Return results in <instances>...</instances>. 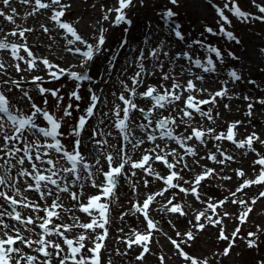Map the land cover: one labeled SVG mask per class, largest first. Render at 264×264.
<instances>
[{
  "label": "snow or ice",
  "instance_id": "1",
  "mask_svg": "<svg viewBox=\"0 0 264 264\" xmlns=\"http://www.w3.org/2000/svg\"><path fill=\"white\" fill-rule=\"evenodd\" d=\"M206 2L212 4L219 17L218 31L205 25L203 32L187 43V48L198 45L209 54V58H193L188 51L170 55V50L163 40L149 47L154 33L152 21H147L145 35L141 41L143 47L139 48L134 61L131 56H126L124 61L127 66L134 63L136 70L127 77L128 82L119 81L122 91L119 95L116 92L111 93L114 97L111 101L112 108L103 112L100 105L109 103L104 85H107L113 76L112 70L121 52H137L136 46L130 40L133 20L129 12L137 6L144 7L145 0H117L118 6H101L104 14L98 23L109 22L112 28L124 26L120 42L112 49L107 47V34H110L108 28L101 26L93 37L85 39L72 23L62 19L66 10L71 7L70 4L62 3V0H18L20 5L32 6L28 16H35L41 10L50 12L49 20L63 30L65 50L80 58L79 64H73L71 67L81 71H72L60 67L46 57L35 56L28 46L26 36V33L34 31L32 28L16 25V28L5 34L4 39H0V51L9 52L15 61H23L25 67H21L20 63L12 65L17 73L47 70L46 75L49 78L45 81L44 76L34 75L27 81L35 86V91L42 98L40 104L35 102L29 90L21 88V84L25 82L24 77L20 80L9 77L0 81V264H102L101 250L106 247L104 242L108 238V226L111 223L110 205L118 200L117 189L121 178L132 185V191L135 193L139 180L133 182L132 178L137 176L141 179L143 176L151 177V180L143 179L144 188H148L152 181H162L164 185L161 190L148 194L142 202L133 205L135 213H140L146 221V230L143 233L132 230L131 237L122 242L127 249H132L134 245L141 249L135 257L137 261H143L145 255L151 252L149 245L153 243V232L161 231L157 222L150 217L151 206L157 201V197H165V193H170L161 211L166 208L172 214L188 215L181 204L173 202L177 193L170 190H178L184 196L194 197L201 204L207 203V208L194 216L195 232H203L206 226L216 227L217 239L228 242L222 253H213V258L227 257L238 237L245 240L249 249L259 248V234L264 232V228L258 225L255 232H248L247 237H240L241 228L237 226L229 236L225 233L226 225L223 222L230 217L225 208L228 203L244 209L237 216L240 225H243L253 211L252 205L264 198V190H261L258 196L250 198V202L241 198L242 195H247L246 189L264 185V154L254 146L256 143L264 146V139L255 131L237 139L238 129L243 121L226 122L227 126L223 131H218L214 126L221 116L217 108L218 98L220 101L233 99V96L229 95L227 85L231 82L235 86L237 82L244 81L243 72L238 71L236 67L229 68L228 79L222 80L223 86L215 92L197 87L193 78L181 83L180 77L187 73L189 77L194 76L195 80L203 82V75L192 73L193 66L203 73H216L217 64L211 54H214L215 60L221 65L224 64L225 56L221 50L208 46L199 39L204 33L223 36L228 42L241 44L240 38L228 30L232 21L225 15L226 10L245 23L250 20L264 23V15L254 16L243 11L236 0H226L223 7L212 3V0ZM169 3L179 7L178 0H169ZM12 4L13 0H0V18L15 25L17 8L12 7ZM253 5L259 13L264 14V5H255V0ZM156 15L166 34L174 35L180 42H184L186 35H190L183 32L182 25L175 19L178 13L172 8L159 10ZM159 28V24L156 25V29ZM41 29L44 34L50 32L44 25H41ZM0 32H3L2 28ZM8 36L17 37L24 43H10ZM49 39L52 37L49 36ZM21 51L27 54V58L20 54ZM259 54L264 56V47L259 49ZM106 55L105 64L103 60ZM227 58L241 62V57L234 51H227ZM179 60H185L187 64L179 65L180 71L177 73L174 68ZM146 61L149 63L146 64ZM121 71H126V68ZM259 71L264 72V68ZM5 72V64L0 62V74ZM151 77H156L159 83H147L146 78ZM65 78L72 82V86L67 93L62 94L61 89L66 86L63 82ZM54 82H61L60 86H44ZM246 82L259 87L254 79H248ZM3 85L8 87L4 88ZM141 88L144 90L140 91ZM13 89L19 90L20 99L29 105L27 111L8 97L7 93ZM201 93H208V98L198 99L197 96ZM49 97L54 102L50 107ZM235 98L248 101L244 114L249 119L254 115V105L264 106V98L248 95L241 97L239 94H236ZM116 100L120 103H116ZM137 100L148 101L150 107L140 106ZM82 101L85 102L83 107ZM203 105L211 107L205 111L202 109ZM223 107L231 110L228 103H224ZM164 111H168V115H164ZM94 118V122H90ZM205 118L208 126L202 123ZM111 129H115L118 134V144H113L109 139L117 138ZM224 141L230 142L235 149L243 150L242 155L255 154L257 158L253 161V171L256 175L254 178H245L246 173L243 170L234 169L236 178H243L242 182L234 191L229 190L228 197L211 203L201 199L200 190L204 184L217 178L231 181L233 177L221 176L220 171L223 169L208 167L201 161L208 160L214 165H226V162L233 161L234 156L227 148L221 146ZM210 142L212 148H209L205 155H201V151L207 148ZM146 143L151 146L143 147ZM137 150L141 151V155L134 160L132 154ZM85 151L89 155H95L93 163L88 162ZM186 156L193 158L190 163L185 160ZM153 165H158L166 171H157ZM257 165L258 171L255 167ZM195 166H199L202 171L196 173L192 179H185L183 173L194 171ZM136 170H139V173ZM99 177L103 179H98ZM85 182L96 189L94 194L86 198ZM185 184L188 187H184ZM65 198L74 203L66 205ZM188 207H191V204H188ZM217 208L225 210L218 213ZM19 209L27 210L28 214L25 215ZM208 210L215 214V218L207 215ZM76 213L83 214L86 219L82 220ZM127 214H121L120 219L123 220ZM66 217L70 223L65 222ZM202 218L207 221V225L202 222ZM189 223L193 222L190 220ZM76 229L80 231L76 232ZM24 232L34 234L36 238L25 236ZM176 236L180 237L179 241L171 237L168 239L175 254L185 264H209L208 258L200 260L184 250V246L191 247V243L197 239L193 231H176ZM25 249L30 251L26 252ZM117 254L127 255L128 252L117 250ZM159 261L160 264H165V257L160 256ZM258 264H264V260L258 261Z\"/></svg>",
  "mask_w": 264,
  "mask_h": 264
},
{
  "label": "rangeland",
  "instance_id": "2",
  "mask_svg": "<svg viewBox=\"0 0 264 264\" xmlns=\"http://www.w3.org/2000/svg\"><path fill=\"white\" fill-rule=\"evenodd\" d=\"M18 1V0H13ZM47 1V0H46ZM192 0H178L179 7H175L169 3V0H145V6L140 7L137 6L136 8L131 9L129 12L130 18L133 20V29L136 33L135 39L132 43L136 46L137 52H123L122 56L118 58L116 66L113 68V76L110 78V81L107 85H104V90L108 94V101L106 105H100V108L103 112H108L112 108L111 101L114 100V97L111 96L112 92H116L117 95L120 94L122 89H120V80L127 81V77L131 76L134 71L136 70L135 64L133 63L132 66L125 65L124 61L125 59H122L124 54L129 53V56L132 57L133 61L135 60L136 55L138 54V50L140 47H143L141 41L145 35V24L147 21H152V32L154 33L151 36V39L149 41V47L156 45L159 41L163 40L165 42V45L167 46V49L170 50V55L174 54L176 52L181 51H188L190 55L193 56V58H202L207 59L209 58V54L205 52L204 49L200 48L198 45H193L191 49L187 48V43L190 42L192 39L197 38V36L203 32V28L205 25L212 27L213 29L218 31L217 21L219 17L216 14L215 9L212 7V4L207 3L206 0H197V7L191 8L190 5H187L188 3L192 5ZM135 2V0H134ZM226 0H212V3L223 7ZM62 3H67L71 5V9L76 7L77 9L81 7H88V13L85 15L86 22L88 23H95L97 19H102L103 12L101 11V6H105L107 8L108 5L111 4V7L118 6L117 0H111V2H107L106 0H76V3H74V0L72 1H62ZM236 3L240 6V8L245 11L252 13L254 16L264 15L258 12L257 7L253 5V0H236ZM19 3L16 5H12V7L19 8ZM95 5V7H93ZM255 5H264V0H255ZM23 7H27L26 12H21L19 9V17L23 19V17H31L28 16L27 13L30 12V6L29 5H21ZM166 8H172V10L178 15L175 17L178 23L182 25V30L185 34L190 33V35H186V40L184 42H180L177 39H175L174 35L172 34H166L163 30L164 26L161 23L159 17L156 15L157 11L163 10ZM92 13L99 14L97 19H94L93 16H91ZM46 14V21L52 22L49 20L50 12L48 10H44L42 12V15L45 16ZM225 15L229 17V19L232 21L231 27L228 28L229 31H232L237 37L240 38L241 44L236 45L235 42H228L226 39L223 38V36H212L208 33H204V35L199 36V39L205 42L208 46L211 47H217L221 50V52L225 56V62L223 65H221L218 61L215 60L214 54H211V58L214 60V62L217 64V72L216 73H203L201 70L196 69L194 66L192 67L191 71L192 73L203 75L205 77V80L203 82L195 80L194 76L189 77L187 73L185 75L180 77L181 83H183L185 80L189 78H193V82L197 85V87H204L207 88L209 92H215L216 90H219L223 85L221 84L222 80L228 79L227 77V71L231 67H236L238 71H242L244 75V81L237 82L235 86L229 82L227 87L229 88V95L233 96V99L231 100H223L220 101L218 98V109L221 113L220 118L217 119L216 125H214L218 131H223L226 129V122L230 123L233 121H243L244 123L239 127L238 133H237V139H242L246 137L248 134H250L252 131H255L262 139H264V106L256 104L254 105V115L249 119L247 116H245V112L247 111V103L248 101H244L243 99H236L235 95L239 94L241 97L243 95H248L253 98H264V91L261 89H264V72H260V68H264V56H261L259 54V49L264 47V23H261L256 20H250L249 22L245 23L242 21L237 20L235 17H233L227 10L225 11ZM115 13L112 14V18H114ZM48 18V20H47ZM3 20L2 18H0ZM62 19L68 20L67 22L74 23V26L78 28L80 22H74V19L72 15H69L66 11L65 17ZM160 26L159 30L156 29V25ZM54 25V23H53ZM21 28L28 27V25H19ZM104 27L108 28L110 30V34L108 35V41H107V47L109 49L114 48L119 42L120 39L123 36V27L120 28H112L109 22L104 21ZM225 27H228L225 25ZM80 29V26L78 28ZM99 29V28H98ZM56 31V29H54ZM88 33L91 32V29H88ZM79 33V32H78ZM80 34V33H79ZM96 34V32H95ZM132 34V33H131ZM81 35V34H80ZM27 36V34H26ZM168 36V38H166ZM159 39H156V38ZM71 39V37H68ZM91 37L87 38L90 39ZM4 39V38H0ZM56 42L59 44V46L62 47L64 53L67 57L72 58L76 57V59H80L78 56L73 55L72 53H69L65 50L66 47V41L64 39H60V37H56ZM7 40L9 42H15V43H21L20 40L17 41L15 38L7 37ZM139 45V46H138ZM243 49V51H241ZM234 51L238 56L241 57V62L232 61L227 58V51ZM147 54V49L145 50ZM3 54H0V61L2 59H5L7 57L8 60L11 62L14 61L16 63H20L21 67H25L23 64V61H15L12 59L11 54L9 52H3L0 51ZM36 53V52H35ZM21 55L25 56L27 58V54L21 51ZM37 54V53H36ZM111 53H108L110 55ZM42 55V54H37ZM46 58H48L51 62L53 61L52 56H48L46 54L42 55ZM57 57V56H56ZM103 62L107 63V55L104 57ZM167 63V61H165ZM149 63L146 61V64ZM73 64H79V61L75 60L74 63L70 64H61L60 67L70 69L72 71H81L79 68H72L71 66ZM181 64H187V61L185 60H179L176 62V66L174 68L175 72H179L180 68L179 65ZM10 70L12 73H10L8 76L4 77L0 75V81L7 80L9 77L12 79L20 80L21 77L25 78V82L21 84L22 89H27L30 91V94L34 97L35 102L37 104L41 103V97H39L38 93L35 91V86L27 83V81H30L32 76L34 75H42L45 77V81H48V77L46 75L47 70H42L39 72H21L17 73L15 71V68L10 65ZM97 67H99V64H97ZM42 68V66H41ZM126 68V71L122 72L121 69ZM20 78V79H19ZM248 79H254L257 81L256 85L248 84L246 81ZM147 83H159L156 77L146 78ZM66 86L61 89L62 94L67 93L72 86L71 81H67L66 78L63 81ZM61 82H54L53 84H45L44 86L49 87H59ZM170 83V82H168ZM4 88H7L8 85H3ZM144 89L141 88L140 91H143ZM10 100H12L13 103L17 104L18 106L24 108L25 111L29 109V105L25 103L23 100L20 99L21 93L17 89H13L12 92L7 93ZM193 95H196L193 93ZM205 96V97H203ZM198 99L208 98V93H202V95L197 96ZM67 101V97H65ZM50 105L54 103L51 100V97H49ZM116 103H120L118 100L115 101ZM139 102V105L145 108L150 107V104L148 101L144 100H137ZM85 102H81V106H84ZM224 103H228L230 105V109H225L223 107ZM211 106L209 105H203L202 109L207 111ZM164 115H168V111H164ZM173 115H176V113H172ZM57 115H59V112H57ZM213 115H215V109L213 110ZM96 118L93 119L94 122ZM199 119V117H197ZM145 122L146 121H142ZM108 123H111V121H108ZM206 126H208V121L205 118V120L202 121ZM103 127V126H101ZM183 127V126H182ZM113 131V134L116 139H113L112 137H109V139L112 141L113 144H118V134L115 132V129H111ZM187 134V133H185ZM99 138V137H98ZM67 143V142H66ZM148 144V143H147ZM150 145V144H148ZM148 145H145L143 147H148ZM151 146V145H150ZM175 146V145H171ZM221 146L223 148H227L228 152L234 156L233 161L226 162V165H214L211 161L208 160H202V164H207L208 167H214L217 169H223V171H220V175H228L232 176L233 179L231 181H224L219 178L217 179H211L208 182L204 184V186L201 188V199L216 203L225 197H228L230 195L229 190L234 191L236 187L239 185V183L242 182V179H237L235 176L234 169H241L246 173L245 178H254L256 173L253 171V161L257 158L254 153H249L248 155H242L243 150L241 149H235L234 145H232L230 142H222ZM258 151L261 152V154H264V146H261L259 143H256L254 145ZM178 147V146H176ZM209 148H212V142H210L207 146V148H204L203 151H201V155H205L207 150ZM215 151V149H212ZM108 151H112V149H108ZM85 156L87 157V160L89 163H93L95 160V155H89L87 151H85ZM141 155V151L137 150L135 152V155H132L133 159H137ZM218 155V154H217ZM219 158V156H218ZM193 158L191 157H185V160L189 163L191 162ZM103 162V160H102ZM157 168V171H166L159 167L158 165H153ZM257 171L259 170V166H255ZM138 173L139 171L136 170ZM202 169L199 166L194 167V171L192 172H185L183 175L185 176V179H192V177L196 174L201 172ZM102 178V177H101ZM143 179H149L151 180V177L149 176H143L141 179L139 176L133 177L132 181L136 182L139 180V183L136 184V191L135 193L132 191V185L130 183H127L123 178L120 180V184L117 189L118 193V200L110 205L111 208V214H110V225L108 226L109 235L106 241L104 242L106 247L105 249H102L101 257H102V264H131L135 260V257L140 253L141 249L137 246H133L132 249H127L126 245L122 242L125 239H128L131 237L132 230L139 231L141 233L145 232L146 230V221H144L143 216L140 213H135L133 209L134 204H138L142 202L146 196L150 193H154L158 190H161L164 185L162 181H152L149 184L148 188L143 187ZM182 183V182H181ZM184 187H188V185H183ZM261 190H264V185L262 186H252L249 189H246L247 195H242L241 198L245 200H249L250 198L258 196L259 192ZM176 191V197L174 199V203H179L183 207L188 206V204H191V207H189L188 210L184 208V211L188 213L187 216H179L178 214H172L167 211L166 208H164L162 211L160 210L164 204L167 203V198L169 197L170 193H165V197H157V201L153 203L150 209V217L157 222V227L161 230L158 232H153V243L149 245L150 249H154L156 246L157 251L150 252L152 254L151 258L148 259L150 256V253L145 255V259L143 261H137L140 264H160L159 257L163 256L165 257V264H185V262L179 258L175 254V250L173 248V245L171 244L168 237H171L173 239L180 240V237L176 236V231H179L181 233H185L187 231H193L194 234L197 235V239L191 243V247L184 246V250L191 256L203 260L204 258L209 259V264H258V261L264 260V232H261L259 234V248H253L249 249L245 243L244 239H240L239 237L235 241V246L232 248L230 254L227 257L223 256H217L216 258H213V253H222L224 248L227 246V241H219L217 239L218 236V228L206 226L205 230L203 232L196 233L195 229L193 228V224L195 223L194 216L198 214L200 211H204L207 208V203L201 204L198 201L195 200L194 197L191 196H184V194L179 193L178 190H170ZM96 192V189L91 188L88 186V182H86V189L84 190V197L86 198L88 195L94 194ZM64 194H62L63 196ZM31 198V197H30ZM64 203L70 204L74 203L70 201L69 199L65 198ZM188 203V204H187ZM226 210L230 213V217L224 220V224L226 225L225 233L227 235H231L233 230L240 226L241 231L239 233L240 237H247L248 232H255L256 227L259 225L261 228H264V198H261L257 201L256 205H252L253 211L249 214L247 222L243 225H240L239 220L237 219V216L240 212H242L244 209L240 208L239 205H233L231 203H228L225 206ZM225 208H217L218 213H222ZM131 209V211H130ZM22 213L27 215V210L19 209ZM128 213L127 215H124L123 220L120 219L121 214ZM81 217V219H86L83 214L76 213ZM207 215L213 216L215 218V214L208 210ZM192 221L193 223L190 224L189 221ZM11 222V221H6ZM65 222L70 223L71 221L65 218ZM202 222L207 225V221L203 220ZM13 223V222H11ZM123 229L121 232L120 229ZM76 232H79V229L75 230ZM165 233L167 235H165ZM25 236H30L31 238L35 239V235L32 233L24 232ZM55 239V238H54ZM91 246V245H89ZM117 250L120 252L127 251V255H118ZM26 252L30 251L28 249H25ZM31 254V253H30ZM90 255V254H89ZM145 261V262H144ZM144 262V263H143Z\"/></svg>",
  "mask_w": 264,
  "mask_h": 264
},
{
  "label": "bare ground",
  "instance_id": "3",
  "mask_svg": "<svg viewBox=\"0 0 264 264\" xmlns=\"http://www.w3.org/2000/svg\"><path fill=\"white\" fill-rule=\"evenodd\" d=\"M62 1L68 2V1H72V0H62ZM106 1L109 3L111 2V0H106ZM17 3H18V1H13L12 5H16ZM74 3H76V0H74ZM191 3H192V5L189 3L187 5H190L191 8L197 7V0H192ZM29 6H30V10H32V6L31 5H29ZM107 7H111V4L108 5ZM19 9L21 12H26L27 7H23V6L19 5V8L17 9V15L15 17V20H16L15 25L9 24L7 21L0 19V28L3 29V32H0V38H4L6 33L10 32L14 28H16V25H22V23H23L24 25L26 24L30 28L34 29L33 32L26 33V34L28 37V39H27L28 46L31 49V51L34 53L35 56L44 57V56H42L44 54H46L48 56L50 55L54 58L52 62L55 64H58L59 66H61L62 63L68 65L70 63H74L75 60L79 61V59H76V57H72V58L67 57L66 54L64 53L62 47L59 46V44L56 42V39H55L56 37H60V39H63V36H64L63 30H61L57 26L53 25L52 22H48L45 20L46 14H45V16L42 15V12H44V10H41V12L36 13L35 16H31L30 18L24 16L23 19H21L18 15ZM5 11H7V10H5ZM66 11L69 15H72L74 22L75 21L80 22L79 26H80L81 30L78 29L79 26H78V28L77 27H75V28L85 39H87L89 37H93L95 32L98 30V28H100L101 26L104 27V21L102 23H98V21H101L102 19H97L99 14H96V13L91 14V16H93L94 19H97V21H95V23L86 22L87 20L85 19V15L88 13V7H81L79 9H77L76 7L71 9V7H70ZM88 14L90 15V13H88ZM47 20H48V18H47ZM66 21H68V20H66ZM69 23H71V22H69ZM72 24L74 25V23H72ZM41 25L48 27L50 29V32L48 34H44L42 32ZM54 29H56V31H54ZM88 29H91L90 33L87 32ZM135 35H136V33L133 31L131 34V40L133 42H135L134 41ZM49 36H51L52 39H49ZM8 37L15 38V39H17V41L19 40L17 37H12V36H8ZM166 38H168V36H166ZM156 39H159V38L157 37ZM20 41H21V43H24V41H22V40H20ZM35 52L37 54H42V55H37ZM0 54L2 55L3 53L0 52ZM126 56H129V53L124 54L122 59H125ZM0 62H3L5 64V68H6V72L4 74H0V75L6 77L10 73H12L9 66L16 64V62H14V61L11 62L10 60L7 59V57L5 59H2ZM165 83H168V82H165ZM121 89H122V87L120 85L119 91ZM200 95H202V93ZM203 97H205V96H203ZM137 103L139 104V102H137ZM145 145H148V144L146 143ZM148 147H150V145H148ZM132 155H135V153ZM98 179H100V177ZM85 185H86V182H85ZM85 189H86V186H85ZM185 205H184V208L186 210H188L189 207L185 206ZM155 249H156V246L154 247V249L151 250V252L157 251ZM151 256H152V254L150 253V256L148 257V259H150ZM131 264H140V263L137 261H133V263H131Z\"/></svg>",
  "mask_w": 264,
  "mask_h": 264
}]
</instances>
